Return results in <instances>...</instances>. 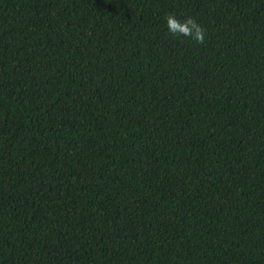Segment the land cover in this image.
I'll list each match as a JSON object with an SVG mask.
<instances>
[{
	"label": "trees",
	"instance_id": "trees-1",
	"mask_svg": "<svg viewBox=\"0 0 264 264\" xmlns=\"http://www.w3.org/2000/svg\"><path fill=\"white\" fill-rule=\"evenodd\" d=\"M0 264H264V0H0Z\"/></svg>",
	"mask_w": 264,
	"mask_h": 264
},
{
	"label": "clouds",
	"instance_id": "clouds-1",
	"mask_svg": "<svg viewBox=\"0 0 264 264\" xmlns=\"http://www.w3.org/2000/svg\"><path fill=\"white\" fill-rule=\"evenodd\" d=\"M165 20L171 36L187 38L201 45L206 43V30L194 17H186L181 21L175 13H169Z\"/></svg>",
	"mask_w": 264,
	"mask_h": 264
}]
</instances>
